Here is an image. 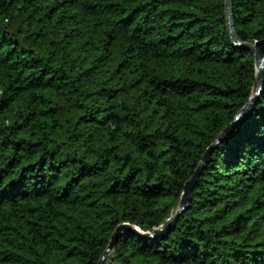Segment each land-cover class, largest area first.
Returning <instances> with one entry per match:
<instances>
[{
  "label": "trees",
  "instance_id": "obj_1",
  "mask_svg": "<svg viewBox=\"0 0 264 264\" xmlns=\"http://www.w3.org/2000/svg\"><path fill=\"white\" fill-rule=\"evenodd\" d=\"M242 42L264 0H231ZM225 0H0V264H97L177 211L252 95ZM104 264H264V88L162 236Z\"/></svg>",
  "mask_w": 264,
  "mask_h": 264
},
{
  "label": "water",
  "instance_id": "obj_2",
  "mask_svg": "<svg viewBox=\"0 0 264 264\" xmlns=\"http://www.w3.org/2000/svg\"><path fill=\"white\" fill-rule=\"evenodd\" d=\"M225 12L227 27L233 42L237 45H240L241 47H245L246 49L252 51L255 57L256 74L251 97L245 103V105L236 113L233 121L229 123L218 134L215 140L205 149L193 174L184 183L177 211L172 216V218H170L165 225L156 228L152 231H142L138 226L132 225L127 222L117 225L113 230L108 245L103 251L97 264H104L105 259L113 251V249L117 245L121 233L123 232H129L137 234L141 237L152 239L155 237L162 236L163 234L169 231V229L176 223L180 214L187 208L197 178L202 174L203 169L205 168V165L208 161V158L213 153L214 149L223 141V139L228 135V133L237 126L239 121L248 113V111L257 103L260 94L264 88V40L256 41L255 43L242 42L239 39L235 30L231 0H225Z\"/></svg>",
  "mask_w": 264,
  "mask_h": 264
}]
</instances>
